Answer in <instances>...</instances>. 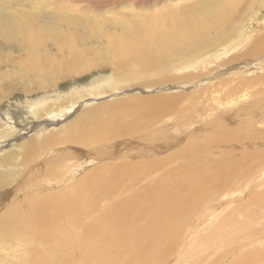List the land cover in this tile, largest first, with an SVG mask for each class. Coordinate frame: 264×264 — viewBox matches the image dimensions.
Masks as SVG:
<instances>
[{"label":"rangeland","instance_id":"obj_1","mask_svg":"<svg viewBox=\"0 0 264 264\" xmlns=\"http://www.w3.org/2000/svg\"><path fill=\"white\" fill-rule=\"evenodd\" d=\"M89 2L29 0L19 3L18 8L51 11L56 6L74 5L78 9ZM177 2L160 0L145 3L144 7L140 4L130 7L121 4L115 10L96 15L112 18L117 11L131 14H146L161 8L168 11L178 6ZM246 5L245 1L240 2L239 9L242 11ZM252 11L258 16L257 22L251 26L252 38L239 50L229 51L227 56L212 60L210 65L200 62L194 66L188 60L156 76L126 79L118 76L113 67L93 69L65 79L57 88H49L44 93L46 96L64 97L72 89L90 86L99 77L120 82V85L105 87L69 105L71 110L62 119L54 121L45 117L39 121L46 126L38 127L31 123L32 126L27 127L28 122L25 121L12 125L14 121L4 118L10 121L11 130L16 132L6 138L0 136V151L10 162L7 166L12 165V170H15L6 178L11 182L22 179L28 170L27 163L22 166L17 164L22 157L19 156L20 151H24L21 143L28 141L36 148L46 137L56 140L55 136H64L70 123L74 124L71 131L76 132L80 126L76 119L86 113L98 121L106 120L113 113H119L121 117L122 113L126 118H120L121 126L132 130V136L136 138L100 144L96 151L107 154L89 164L83 163L85 160L80 156L75 161L50 167L41 163L45 158L33 160L32 164L40 165L26 174L22 186L16 189L13 183L1 195L10 194L0 203V215L13 209L11 216L0 219V240L4 238L2 240L6 241L0 256L4 261L11 256L7 258V264H22L20 261L24 258L27 264H32L33 258L38 264H126L129 255L138 251L132 247L128 249V244L120 248L122 254L116 251L108 255L107 260L104 257L92 262L82 260L84 253L91 248L89 242L99 245L97 239H87L84 233L99 229L101 240L109 232L111 237L115 233L123 238L120 243L126 242L127 228L122 226L121 232L116 233L115 226L107 223L105 215L111 214L115 205L123 208L129 202H135L146 206L149 201L151 215L155 203L148 196V186L151 185L148 177L153 175L144 174L139 180L130 175V183L120 184L114 196L106 203L97 201L93 214L85 216L78 215L84 210L87 200L78 188L82 184L92 185L90 179L94 168L103 169L100 182H97V186H101L109 175L116 181L118 171L124 167L132 166L137 169L135 173H142L140 168L147 172L155 163L158 170L156 176L167 182L161 191L165 192L163 200L157 205L163 208L169 199L177 200L179 195L189 196L190 201L188 204L179 201L182 206L177 210L185 216L173 223V231L166 232L167 235L163 233L170 238L162 236L158 242H151L152 247L146 245L149 246L146 251H138L140 261H133V264H238L245 260V256L254 254H260L258 264H264V7L254 3ZM214 63L217 64L213 66ZM12 83L9 81L3 85L5 92L14 91ZM27 97L15 92V98H11L13 102L6 100L0 105V113L15 110L18 102ZM62 97L58 104H54L55 99L51 100L50 115L54 116L68 106L65 104L70 98ZM212 100L215 104H210ZM215 115L223 116L215 121V125L219 126L210 125L211 128L207 129ZM127 121L138 129L130 128ZM124 141H129V145ZM94 147L87 150L91 151ZM24 152L30 155L29 150ZM122 155L129 157L121 159ZM11 159H14L15 165ZM6 171L7 168L0 165L1 182ZM55 178L56 181H53ZM210 180L216 183L215 189L210 194H204L205 184ZM11 189L16 190L12 193ZM99 198L101 200L103 196ZM46 211L56 218H48L44 214ZM155 211L157 213L158 207ZM128 230V233L132 232L129 234L141 237L132 229ZM11 236L14 241H11ZM172 239L177 244L171 245L163 256L165 246ZM246 263L255 264L253 261Z\"/></svg>","mask_w":264,"mask_h":264},{"label":"bare ground","instance_id":"obj_2","mask_svg":"<svg viewBox=\"0 0 264 264\" xmlns=\"http://www.w3.org/2000/svg\"><path fill=\"white\" fill-rule=\"evenodd\" d=\"M27 1L29 0L0 1L4 4H0V105L4 104L6 100L12 101L11 98H15V92L28 96L18 102L15 110L0 113V136L4 138L16 133L11 130L10 121L4 118L14 121L15 123L12 125L25 121L28 122L27 127L32 126L31 123L38 127L46 126L40 124L43 122L39 121L45 117H50L54 121L62 119L71 110L69 105L75 104L78 100L91 94L98 93L105 87L120 85V82L115 83L112 79L99 77L97 82L85 88L72 89L64 97L56 94L55 97H51L44 93L49 88H57L63 80L80 76L90 70L113 67L118 76L126 79L144 75L156 76L188 60H190V65L194 66L200 62H207L210 65L212 60H219L223 55L227 56L229 51L239 50L252 38L251 26L257 22L258 18L252 11L253 5L257 3L261 8L264 7V0H177L179 5L168 11L162 8L146 14L117 11L114 17L106 18L102 15L97 16L96 13L115 10L121 4H125L127 7L140 4L144 7L145 3L160 2V0H101L100 2L98 0L89 2L88 0L87 5L83 7L81 5L82 8L78 9L72 5L74 8L56 6L51 11L42 10L40 7V10L35 11L32 8L19 10L18 4L27 3ZM72 1L85 2V0ZM244 1L247 5L241 11L239 5ZM216 64L214 63L213 66ZM193 69L196 70V68ZM9 81H13L11 88L14 91L5 92L3 85ZM61 97L70 98L65 104L69 107H62L65 108L64 111L56 113L54 116L50 115L51 100L55 99L54 104H58L61 102ZM216 99L219 105V95ZM210 104H215V100H212ZM221 117L223 116L215 115L212 124L206 128L210 129V125L219 126V124L215 125V121ZM120 118L125 120L126 116L121 113L120 117L119 113H113L106 120L98 121L93 120V117L86 113L85 116L76 119V122L80 124L76 132L71 131L74 124L70 123L64 136H55L56 140L46 137L36 148H33L28 141L21 143L23 150H29L30 155H28L29 152L20 151L19 156L22 157L17 164L22 166L27 163L28 170L22 175V179L14 182L6 179L15 170H12V165L7 166V163L10 162L0 151V165L7 168L6 173L2 175L3 182L0 181V196L4 195V189L13 183H15L13 186L16 189L22 186L27 177L26 174L35 166L40 165V163L32 164L33 160L45 158L41 162L46 163L45 167L59 165L66 161H75L74 159H79V156L85 160L83 163L93 162L95 159H101L99 156L107 154L96 151L97 146H101L100 144L122 138H134L132 130L121 126L123 124ZM127 122L129 123V121ZM128 125L130 128L138 129L130 123ZM124 142L129 145V141ZM64 144L73 146H64ZM92 146H96V148L88 151L87 149ZM50 153L55 155H48ZM128 157L124 156L121 159H128ZM13 160L11 159V163L14 164ZM156 167L157 163L150 166L147 172L140 168L142 173H135L137 169L132 166L124 167L118 171L116 181H113L109 175L106 178L108 185H105V182L101 186H97V182H100L99 178L102 176L103 169L94 168L90 179L92 185L82 184L79 186L78 190L81 191L85 200L87 199L84 210L78 212L79 216L93 214L97 201L106 203V200L117 192L116 187L118 188L120 184L129 181L130 175L137 180L144 174L146 176L153 175L148 177L149 184H151L149 185L151 187L148 186V196H151L150 200L155 203L151 215H149V208H152L150 201L146 206L143 203L136 204L135 202H129L123 208L115 205L111 214L105 215L106 220L110 226H115L116 233L121 232L120 227L122 226L127 228V233H125L127 237L124 238L126 242L120 243L123 238L120 239L115 233L111 237L109 232L104 234L101 240L99 235L102 232L99 234V229H94L91 233H84L87 239H97L99 245H93L88 241L91 250L84 253L82 260L92 262L99 261L103 257L107 260L108 255L115 254L116 251L122 254L120 248L126 244H128V249L132 247L140 252L146 251L147 247L153 246L151 242H158L162 239L163 233L167 235L166 232L175 229L173 223L185 216V213L177 209L181 208V203L188 204L190 197L179 195L177 200L169 199L165 206L160 208L157 203L163 200L165 192L161 191L167 182L156 176L158 172ZM53 181H56V178ZM215 184L212 180L207 181L203 193L210 194ZM102 186L104 187L101 188ZM16 189L10 191L13 193ZM9 196L10 194L1 196L0 203L4 198L8 199ZM102 196L103 199L100 200L99 197ZM157 207L158 211L154 213ZM12 211L13 209H8L6 213L0 215V219L11 216ZM49 213L50 215H48ZM44 214L50 219L56 218L49 211ZM28 218L31 219V216ZM128 229H132L141 237L129 234L132 232L128 233ZM242 236L243 234L240 235V238ZM2 239L4 238L0 240V250H4L6 243ZM10 239L11 241L15 240L12 236ZM195 242L199 246L197 240ZM148 244L149 246H146ZM176 244L177 241L172 239L165 246L166 250L163 251V256L166 255L171 245ZM138 251L136 254H130V258L125 263L133 264V261H140L141 254ZM10 257L7 258L10 259ZM7 258L5 261L4 258H1L0 264H7L9 261ZM259 258L260 254L245 256V260L238 264H247V261L258 264ZM33 261L32 264H38L36 258H33ZM20 262L27 264L25 258Z\"/></svg>","mask_w":264,"mask_h":264}]
</instances>
